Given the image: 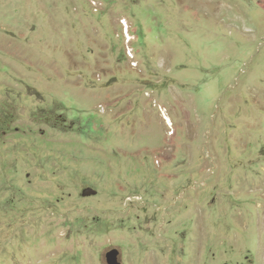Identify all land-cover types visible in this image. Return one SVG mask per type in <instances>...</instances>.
I'll return each instance as SVG.
<instances>
[{"label":"rangeland","instance_id":"rangeland-1","mask_svg":"<svg viewBox=\"0 0 264 264\" xmlns=\"http://www.w3.org/2000/svg\"><path fill=\"white\" fill-rule=\"evenodd\" d=\"M112 248L264 264V0H0V264Z\"/></svg>","mask_w":264,"mask_h":264},{"label":"water","instance_id":"water-1","mask_svg":"<svg viewBox=\"0 0 264 264\" xmlns=\"http://www.w3.org/2000/svg\"><path fill=\"white\" fill-rule=\"evenodd\" d=\"M97 190L92 187H86L83 191L85 195L96 194ZM121 251L119 248H112L105 254L107 264H123L120 260Z\"/></svg>","mask_w":264,"mask_h":264},{"label":"bare ground","instance_id":"bare-ground-1","mask_svg":"<svg viewBox=\"0 0 264 264\" xmlns=\"http://www.w3.org/2000/svg\"><path fill=\"white\" fill-rule=\"evenodd\" d=\"M124 22V21H123ZM126 24V23H125Z\"/></svg>","mask_w":264,"mask_h":264}]
</instances>
